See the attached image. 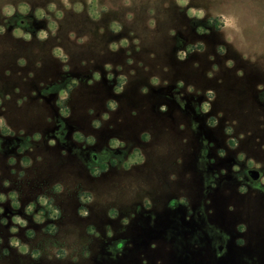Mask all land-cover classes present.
<instances>
[{
  "label": "rangeland",
  "instance_id": "obj_1",
  "mask_svg": "<svg viewBox=\"0 0 264 264\" xmlns=\"http://www.w3.org/2000/svg\"><path fill=\"white\" fill-rule=\"evenodd\" d=\"M7 2L15 7L18 0ZM23 2L26 14L0 16V117L11 132H0V220L7 221L0 224V264H264V184L248 176L246 165L251 158L260 165L251 169L264 175V0H189L183 8L175 0ZM189 7L203 15L187 16ZM15 27L30 39L13 37ZM221 47L225 56L216 52ZM57 48L65 59L53 55ZM225 127L233 129L230 136ZM77 132L84 139L74 140ZM113 139L116 148L109 146ZM133 152L141 161L124 169ZM86 192L88 202L80 198ZM40 195L48 207L37 203ZM29 203L34 207L26 213ZM13 236L28 253L9 245ZM61 248L67 259L54 255ZM33 249L41 253L35 260Z\"/></svg>",
  "mask_w": 264,
  "mask_h": 264
},
{
  "label": "clouds",
  "instance_id": "obj_2",
  "mask_svg": "<svg viewBox=\"0 0 264 264\" xmlns=\"http://www.w3.org/2000/svg\"><path fill=\"white\" fill-rule=\"evenodd\" d=\"M62 2L64 3L65 7H68L67 0H62ZM89 3L91 4V3H92V0H89ZM175 3H176L177 5H179V6H183V5H185V4L188 3V0H175ZM54 8H55L54 4L49 3V4L47 5V9H48V11H50V12L53 11ZM75 8H76V11H79V10H80V9H79V5H76ZM14 11H16V12L18 11V12L21 13V14H26V13L29 11V9H28V5H27L26 3H24L23 0H18V3L15 5V7H13V5H11L10 3H8L7 0H0V16H3V17H5V18L10 17V16H12V14H13ZM55 14H56V17H57V18H59V16L61 15L60 12H58V11H57ZM35 15H36L37 17H43V16H44V12H43L42 10H40V9H36ZM186 15L189 16V17L195 16V17L199 18V17H200L201 15H203V14H202L201 12H199V11H195L193 8L189 7V8L187 9ZM5 23H7V20H5ZM49 27H50V28H54L55 25H53V24L50 23V24H49ZM111 27H112V29H113L114 31H117V30H118V25H116L115 23H113ZM3 31H4V26H0V33H2ZM196 31H197V32H202L203 29L197 27ZM11 35H12L13 37L23 38L24 40H29V39H30L29 34L22 32L21 29H20L19 27H15V28H13V30H12V32H11ZM37 35H38V38H39V39L43 40V39L45 38V36H46V33H45L44 31L41 30V31L38 32ZM123 43H124V41H121V44H123ZM110 47L113 48V49H115V48H116V45H115V44H112V45H110ZM190 50H191V48L189 47V51H190ZM217 51L220 53V52H223L224 49L221 47V48L217 49L216 52H217ZM53 55H54V56H58V57H60L61 60L65 59V57H63V55L61 54V52H60V50H59L58 48L53 50ZM184 55H185L184 52H179V53H178V58H179V59H183V58H184ZM211 59H213V57H212V56H209V60H211ZM18 63H19L20 65H23V64H24L23 59L19 60ZM129 63H130V61H129ZM231 63H232L231 60L226 61V66H227V67L230 66ZM107 67H108V65H105V68H107ZM216 67H217V66H216L215 64L212 65V71H209V72L207 73V76H208L209 78H211L212 73H213L214 71H216ZM64 70L67 71V68H65ZM236 75L239 76V75H240V72L237 71ZM93 78H94V79H98V76H97L96 74H93ZM109 78H110V77H109ZM119 80H120V82L122 83V82H123V77H120ZM151 83H152L153 85H155V84L157 83L156 79H155V78H152ZM218 83H219V81H218ZM72 84H75V80H73V81L71 82V84H69L67 87H71ZM177 87H180V82L177 83ZM257 87L259 88V87H261V86H260V85H257ZM120 90H121V89H120L119 86H117V87L115 88V91H116V92H119ZM187 90H188L189 92L192 91L191 87H189ZM206 95H207V99H208V101H212V100H213V92H212L211 90L207 91ZM59 96H60V99H61V100L65 97V92H64V90H61V91L59 92ZM17 103H19V101H18ZM57 103H59V101H58ZM108 107H109L110 109H114V108H115V104L109 102V103H108ZM160 110H161V111L164 110V106H163V105L161 106V109H160ZM208 110H209V103H208L207 101H202L201 104H200V111H201V112H204V113H207ZM61 115H67L66 110H63V109H62V110H61ZM220 115H222V114L218 112V113H217V116H220ZM103 118H104V119H107L106 116L103 117ZM207 123L209 124V126H214L215 123H216V120L210 117L209 120L207 121ZM235 123H236V121L233 120V121H232V124H235ZM93 126H94V127H98L99 124L96 123V122H93ZM232 131H233V129H232L231 127H225V129H224L225 134H226V135H229V136L231 135ZM0 132H3L4 134H11L10 130L7 129V128L4 126V120H3L2 117H0ZM243 135H244V134L241 133L239 138L242 139V138H243ZM33 138H34V139H38L39 137L34 135ZM147 138H148V137L145 135V136H144V139H147ZM73 139L76 140V141H80V140H82V139H84V138L80 135V133L77 132V133H74V134H73ZM48 143H49V144H53L54 141L49 140ZM86 143H87V144H92V143H93L92 137H88V138L86 139ZM226 143H228L231 147L235 148V147H236V144H237V141H236V139H229L228 141H226ZM109 146L112 147V148H116V147L118 146V141H116L115 139L110 140V141H109ZM261 147H264V145H262ZM217 154H218L219 156H223V155H224L223 151H218ZM243 157H244V154L241 153V154L238 155L237 158H238L239 160H243ZM133 161H135V162H140V161H141V157H140L139 152H133L132 156L129 157L128 162H126V163L123 164V168H124V169H128L129 163H132ZM13 162H14V161H12L11 159H9V161H8V163H10V164L13 163ZM24 163H27V161H24ZM111 163H112V164H115L116 161L113 160ZM246 165H247V169H251V168L259 169V167H260V165H259L258 163H254L253 160H252L251 158H249V159L246 161ZM103 167H104V166H101V168H103ZM237 170H238L237 166H236V165H233V171H237ZM221 172H223V170H221ZM91 175H92V176H96V175H97V170H96V169H92V171H91ZM237 179L239 180L240 177H237ZM7 183H8L7 181H4V185H5V186H7ZM259 184H264V175H260V176H259ZM254 186H258V185H254ZM53 191L59 193V192L61 191V186H60L59 184H55V185L53 186ZM238 191H239L240 193H244V192L246 191V188H245L243 185H241V186L238 188ZM80 198H81L82 200H84L85 202H86L88 199H90V197L88 196L87 193H83V194L81 195ZM4 199H5L4 194L0 193V202H3ZM8 199L11 200V202H12V203H11V206H12L13 208H16V207L19 206V205L17 204V202H16V194H15L14 192H10V193H8ZM37 203H39V204L42 205V206L48 207V205H49L50 202H49V201H48L43 195H40V196L37 197ZM144 205H145V207L148 206V200H147V199L144 200ZM33 207H34V205H33L32 203H29V204L25 207V212H26V213H31ZM48 210H49V212H50V215H51L53 218H55V216L57 215L56 210L53 209V208H50V207L48 208ZM80 215H87V213L81 209V210H80ZM108 215H109V216H114V215H115V210H110V211L108 212ZM33 219H34L36 222H38V223L41 222V217H40L39 215L34 216ZM12 222H13V224H18V225H20L21 227H24V225H25V223H26L23 219H21V218L18 217V216H13V217H12ZM0 223H4V220H0ZM47 230H48L49 232L53 231V229L51 228V226H49V228H48ZM88 231L91 232V231H92L91 228H89ZM238 231L243 232V231H244V227H243L242 225L238 226ZM9 232H10V233H16V232H17V228H16V227H10V228H9ZM26 235H27L29 238H31L32 235H33V233L29 230V231L26 233ZM108 235L110 236L111 233H108ZM8 243H9V245H10L11 247L16 248L17 251H18L21 255H23V254L29 252V250H28V246H26L25 244H22L18 239L15 238V236L11 237V238L9 239ZM238 243H242V242H241V241H238ZM115 247H116L117 249L121 248V247H120V243H117V244L115 245ZM153 247H154V245H153ZM4 254L7 255V250H4ZM66 254H68V253H66L62 248H61V249H54V255H55L57 258H59V257H63V256H65ZM30 255H31L32 259L35 260L37 257H39V256L41 255V253H40V251H37L36 249H33L32 252L30 253ZM88 255H89V253H88L87 250H84V251L82 252V256H83V257L86 258V257H88ZM218 255H219V253H218ZM49 258H51V257H49ZM71 258H72L73 261H75V260L77 259L76 256H72Z\"/></svg>",
  "mask_w": 264,
  "mask_h": 264
},
{
  "label": "snow or ice",
  "instance_id": "obj_3",
  "mask_svg": "<svg viewBox=\"0 0 264 264\" xmlns=\"http://www.w3.org/2000/svg\"><path fill=\"white\" fill-rule=\"evenodd\" d=\"M188 2H189V0H188ZM188 4V3H187ZM187 4H185V5H187ZM185 5H183V6H181V8H183ZM6 24V23H5ZM5 33V27H4V31L2 32V33H0V36H2L3 34ZM224 49V48H223ZM220 54V56H225L226 55V52H225V50L223 51V52H220L219 53ZM230 60V59H229ZM130 63H131V61H130ZM229 68H231V67H233V63H231V65L230 66H228ZM239 76H243V72L241 71L240 72V75ZM180 87H183V84L182 83H180ZM145 91H147V89H145ZM148 137V136H147ZM149 139V137L147 138V139H144L145 141H147ZM243 139V138H242ZM245 156L243 157V160H245ZM243 160H241V161H243ZM5 187H7V186H5ZM87 193V192H86ZM88 194V193H87ZM86 202H88V201H86ZM3 208H0V212H3ZM4 223H7V221H4ZM0 224H3V223H0ZM3 243V241H0V244H2ZM123 246V244H120V247H122ZM28 250H29V248H28ZM68 258V254H66L65 256H63V257H59L58 259L59 260H64V259H67Z\"/></svg>",
  "mask_w": 264,
  "mask_h": 264
},
{
  "label": "water",
  "instance_id": "obj_4",
  "mask_svg": "<svg viewBox=\"0 0 264 264\" xmlns=\"http://www.w3.org/2000/svg\"><path fill=\"white\" fill-rule=\"evenodd\" d=\"M247 174L252 180H257L259 178V171L256 169H248Z\"/></svg>",
  "mask_w": 264,
  "mask_h": 264
},
{
  "label": "flooded vegetation",
  "instance_id": "obj_5",
  "mask_svg": "<svg viewBox=\"0 0 264 264\" xmlns=\"http://www.w3.org/2000/svg\"><path fill=\"white\" fill-rule=\"evenodd\" d=\"M249 176V175H248ZM259 176H260V172H259Z\"/></svg>",
  "mask_w": 264,
  "mask_h": 264
}]
</instances>
